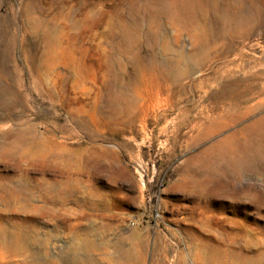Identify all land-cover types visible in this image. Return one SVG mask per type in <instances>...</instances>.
I'll return each instance as SVG.
<instances>
[{
    "label": "rangeland",
    "instance_id": "rangeland-1",
    "mask_svg": "<svg viewBox=\"0 0 264 264\" xmlns=\"http://www.w3.org/2000/svg\"><path fill=\"white\" fill-rule=\"evenodd\" d=\"M0 228V264L264 253V0H0Z\"/></svg>",
    "mask_w": 264,
    "mask_h": 264
},
{
    "label": "bare ground",
    "instance_id": "bare-ground-1",
    "mask_svg": "<svg viewBox=\"0 0 264 264\" xmlns=\"http://www.w3.org/2000/svg\"><path fill=\"white\" fill-rule=\"evenodd\" d=\"M61 186H65L64 189H57V188H60ZM68 187H70V186H68ZM68 187H67L65 182H62V183L60 182L58 184H53L52 186H47L44 189L46 194L50 195V197L45 202H46V204L51 205L50 208H48L47 206L44 207V210L46 211V213H51L52 210L54 208H56L58 205H60L64 200H69L76 194L77 191H75L74 189H68ZM74 188L76 189V187H74ZM61 199H63V200L60 201ZM5 233H7L6 230L3 228H0V237L5 235ZM4 241H3V243H4ZM15 244L19 245V243H15ZM0 246L4 247L3 245H1V242H0ZM85 247H86V249L90 247V244L88 241L86 242ZM18 249L19 248H17V250ZM10 250L12 251L13 248ZM17 250L15 251V253L17 252ZM23 251H25V250H23ZM18 252H20V251H18ZM13 253H14V251H13ZM20 253L22 255L25 254L22 252H20ZM118 255L121 259L125 260L127 263H129V262L132 263L131 261L133 260V255L129 249H123L121 247V251L118 253ZM177 259H178V261L176 264H184L181 256H179V258L177 257ZM203 262H204V259H203ZM204 263H207V264H264V253L259 252L257 255L255 254L253 256L252 255L249 256V255H244L243 253H240V252H233V253L226 255L225 257H220L216 253H212V254H210V256L207 257V259L205 260Z\"/></svg>",
    "mask_w": 264,
    "mask_h": 264
},
{
    "label": "built area",
    "instance_id": "built-area-1",
    "mask_svg": "<svg viewBox=\"0 0 264 264\" xmlns=\"http://www.w3.org/2000/svg\"><path fill=\"white\" fill-rule=\"evenodd\" d=\"M158 217H159V216L157 215V216H156V220H158Z\"/></svg>",
    "mask_w": 264,
    "mask_h": 264
}]
</instances>
